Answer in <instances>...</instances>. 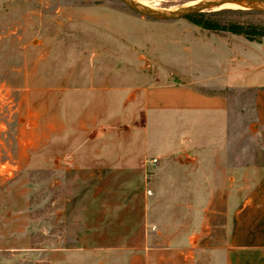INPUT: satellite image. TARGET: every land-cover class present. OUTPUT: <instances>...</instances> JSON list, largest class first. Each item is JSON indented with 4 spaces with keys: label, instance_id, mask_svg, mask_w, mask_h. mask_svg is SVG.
<instances>
[{
    "label": "crops",
    "instance_id": "0c3cea01",
    "mask_svg": "<svg viewBox=\"0 0 264 264\" xmlns=\"http://www.w3.org/2000/svg\"><path fill=\"white\" fill-rule=\"evenodd\" d=\"M211 33L195 36L202 43L231 50L228 62L246 65L240 72L260 70L264 74L263 44L247 40L243 44V37L233 33L231 43L225 36ZM139 61L134 60L139 76L145 78L147 72H153L154 65L165 68L168 74L156 73L153 81L130 86H90L91 92H79L81 105L73 111L66 108L62 112L45 101L39 142L43 146V167L57 169L58 174L74 172L99 179L92 180L89 195L80 205L83 227L77 233L53 231L49 224L42 233V244L35 246L26 226L19 224L16 231L12 229L4 238L9 243H0V256L8 253L10 264H200L201 250L211 243L222 251L223 264H264V161L246 170L250 181L237 200L228 201L224 210L212 209V217H217L216 229L209 214L210 204L201 221L192 214L189 221L181 223L178 212L171 213L169 230L163 228L159 211L167 207L204 210L197 200L195 203L194 192H214L211 186L227 194L241 189L242 171L209 165L225 156L211 155L205 148H201L202 153L195 149L226 141L218 135L229 127V92L242 90L253 91L255 125L264 149V81H231L228 74V80L216 82L171 69L158 58H149L148 64L144 58V66H139ZM89 97V102L84 100ZM152 111H170L187 126L186 134L177 139L174 147L172 144L153 157L146 138ZM184 149L188 151H180ZM153 158L180 168L148 173ZM116 177L129 178L128 185ZM167 187L177 195L172 198L177 202L175 206H165L159 200ZM182 192L192 194L190 202L178 203ZM151 226L156 227L155 232ZM0 264H4L3 260Z\"/></svg>",
    "mask_w": 264,
    "mask_h": 264
},
{
    "label": "rangeland",
    "instance_id": "374dc122",
    "mask_svg": "<svg viewBox=\"0 0 264 264\" xmlns=\"http://www.w3.org/2000/svg\"><path fill=\"white\" fill-rule=\"evenodd\" d=\"M147 1L157 7L169 8L193 0ZM226 17L264 23V12L260 11L221 16ZM195 33L213 34L198 29L186 17L159 20L139 14L121 0H0V243H9L4 238L12 229L16 231L19 224L32 233L35 246L42 244V233L49 224L53 231L77 233L83 227L80 205L89 195L92 180L99 179L74 175V172L58 174L57 169L43 167V146L39 142L45 101L62 112L66 108L73 111L81 105L79 92H91L90 86H130L153 81L156 73L167 76L166 69L156 65L152 74L147 72L145 78L139 76L134 60H140L139 66H144V58L147 64L149 58H158L169 68L198 75L200 79L210 77L217 82L228 80L229 74L231 81L234 78L264 81L262 71L240 72L239 69L246 65L230 64L227 57L233 54L231 50L202 43ZM218 35L234 42L229 38L232 37L229 32ZM245 40L255 42L243 37V44ZM138 55L142 57L138 59ZM89 99L84 100L89 102ZM229 99V127L218 135L226 141L201 145L195 150L202 153L201 148H205L211 155L225 156V159L210 161L209 165L211 168H217V165L236 167L242 171L239 177L241 189L227 194L219 193L216 186H211L214 192H194L195 203L197 200L204 210L198 208L191 212L184 207L159 210L165 230L170 228L171 213L177 211L181 223L189 221L192 214L201 221L208 204L211 220L215 221L213 229H216L217 217H212L215 215L212 209L224 210L228 201L237 200L250 181L246 170L264 161L262 139L255 125L253 91L229 92ZM171 114L170 111L150 113L146 138L151 145V157L170 149L172 144L174 147L186 134L187 126ZM57 152L56 148L55 156ZM179 168L178 164L167 165L158 158L148 167V173L156 169ZM148 178L152 181V177ZM116 179L128 185L129 178ZM173 195L177 197L167 187L159 200L165 206L170 203L175 206L177 202ZM191 195L179 193L178 203L190 202ZM151 229L156 231L154 226ZM212 245L201 250L200 264H223L222 251ZM0 260L4 264L11 263L8 253L0 256Z\"/></svg>",
    "mask_w": 264,
    "mask_h": 264
},
{
    "label": "water",
    "instance_id": "95a60500",
    "mask_svg": "<svg viewBox=\"0 0 264 264\" xmlns=\"http://www.w3.org/2000/svg\"><path fill=\"white\" fill-rule=\"evenodd\" d=\"M133 11L159 20H175L185 18L195 12L215 11L225 8L227 3L237 4L242 9L264 12V0H193L176 7H157L142 0H121Z\"/></svg>",
    "mask_w": 264,
    "mask_h": 264
},
{
    "label": "trees",
    "instance_id": "16d2710c",
    "mask_svg": "<svg viewBox=\"0 0 264 264\" xmlns=\"http://www.w3.org/2000/svg\"><path fill=\"white\" fill-rule=\"evenodd\" d=\"M259 11L242 8H222L215 11L195 12L186 18L192 23L210 32H229L241 35L250 41L264 43V23L242 21L231 17L221 18L227 14L258 13Z\"/></svg>",
    "mask_w": 264,
    "mask_h": 264
},
{
    "label": "bare ground",
    "instance_id": "6f19581e",
    "mask_svg": "<svg viewBox=\"0 0 264 264\" xmlns=\"http://www.w3.org/2000/svg\"><path fill=\"white\" fill-rule=\"evenodd\" d=\"M144 3H147V4H150L147 0H142ZM193 2H195V1H191V3H193ZM156 4V3H155ZM224 7L226 8V7H233V8H238V7H240L239 5H237V4H233V3H227V4H225L224 5Z\"/></svg>",
    "mask_w": 264,
    "mask_h": 264
},
{
    "label": "built area",
    "instance_id": "2783aa9c",
    "mask_svg": "<svg viewBox=\"0 0 264 264\" xmlns=\"http://www.w3.org/2000/svg\"><path fill=\"white\" fill-rule=\"evenodd\" d=\"M151 161H152V162H156V161H157V159H152Z\"/></svg>",
    "mask_w": 264,
    "mask_h": 264
}]
</instances>
